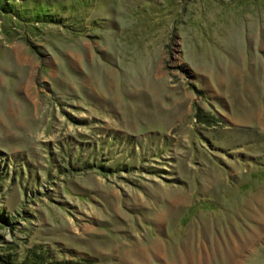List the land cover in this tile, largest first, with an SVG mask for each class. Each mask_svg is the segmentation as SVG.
Wrapping results in <instances>:
<instances>
[{
	"label": "rangeland",
	"instance_id": "1",
	"mask_svg": "<svg viewBox=\"0 0 264 264\" xmlns=\"http://www.w3.org/2000/svg\"><path fill=\"white\" fill-rule=\"evenodd\" d=\"M2 3L0 264H264V0Z\"/></svg>",
	"mask_w": 264,
	"mask_h": 264
},
{
	"label": "trees",
	"instance_id": "2",
	"mask_svg": "<svg viewBox=\"0 0 264 264\" xmlns=\"http://www.w3.org/2000/svg\"><path fill=\"white\" fill-rule=\"evenodd\" d=\"M0 9H4V11H6L7 13H13L14 12L13 7L12 6H6L5 4L2 3V0H0ZM41 17H44V14L41 15ZM0 258H3V257H0ZM8 259L9 258H4L1 260L5 264H17L16 262L10 261ZM87 262L88 261L84 260L83 258L77 259V260H72V261H70V260H59V261L54 260L49 255L48 249L36 250V249L32 248L28 251V256L26 257V259H24L19 264H85Z\"/></svg>",
	"mask_w": 264,
	"mask_h": 264
}]
</instances>
